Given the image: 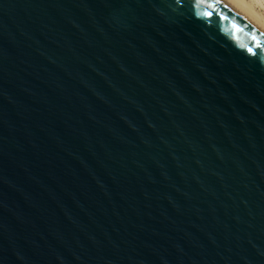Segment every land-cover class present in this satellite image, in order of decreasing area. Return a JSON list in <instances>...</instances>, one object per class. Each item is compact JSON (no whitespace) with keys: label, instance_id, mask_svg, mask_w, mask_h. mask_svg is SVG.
<instances>
[{"label":"water","instance_id":"obj_1","mask_svg":"<svg viewBox=\"0 0 264 264\" xmlns=\"http://www.w3.org/2000/svg\"><path fill=\"white\" fill-rule=\"evenodd\" d=\"M0 264H264V32L223 0H0Z\"/></svg>","mask_w":264,"mask_h":264},{"label":"bare ground","instance_id":"obj_2","mask_svg":"<svg viewBox=\"0 0 264 264\" xmlns=\"http://www.w3.org/2000/svg\"><path fill=\"white\" fill-rule=\"evenodd\" d=\"M235 10L240 12L250 23L264 32V13L257 8L262 7L261 0H223ZM258 6V7H257Z\"/></svg>","mask_w":264,"mask_h":264},{"label":"rangeland","instance_id":"obj_3","mask_svg":"<svg viewBox=\"0 0 264 264\" xmlns=\"http://www.w3.org/2000/svg\"><path fill=\"white\" fill-rule=\"evenodd\" d=\"M248 1H249V0H248ZM261 2H262V7H258V6H257V7H258L257 10H258L259 13L262 14V13H264V0H261Z\"/></svg>","mask_w":264,"mask_h":264}]
</instances>
